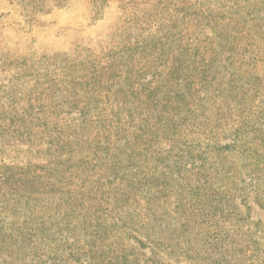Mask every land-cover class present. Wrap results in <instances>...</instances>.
I'll use <instances>...</instances> for the list:
<instances>
[{"label":"trees","instance_id":"1","mask_svg":"<svg viewBox=\"0 0 264 264\" xmlns=\"http://www.w3.org/2000/svg\"><path fill=\"white\" fill-rule=\"evenodd\" d=\"M68 1L17 0L28 22ZM84 1L94 18L120 6L100 43L0 51V147L15 160L0 162V264H193L180 235L245 222L251 194L264 211V127L239 82L246 25L230 5Z\"/></svg>","mask_w":264,"mask_h":264},{"label":"rangeland","instance_id":"2","mask_svg":"<svg viewBox=\"0 0 264 264\" xmlns=\"http://www.w3.org/2000/svg\"><path fill=\"white\" fill-rule=\"evenodd\" d=\"M199 8L204 10L213 9L219 11L224 5H230L232 11L229 15L242 21L240 26H245L244 37L241 40L243 49V74L241 76L243 94L246 95V111L252 112L257 119L254 121L255 127H264V35H260L252 28L253 21H259L264 25V0H239L240 6L233 5L235 0H190ZM198 8V9H199ZM218 9V10H217ZM227 11L226 9H223ZM210 11V10H209ZM121 15V9L117 2H109L101 10L96 18L93 17L92 10L84 0H69L62 7L48 4V10L37 14L35 20L26 21L17 0H0V51H10L12 54L29 55L33 60L40 54L51 55L57 51H65L75 44L95 45L100 43L112 31L115 23ZM237 25V23L234 22ZM206 27V26H205ZM205 29L208 30L206 27ZM250 31H249V30ZM248 31V32H247ZM251 33V36L247 35ZM31 53V54H30ZM257 55L259 63L252 60ZM6 75V76H5ZM7 74H0V80L7 77ZM233 111V110H232ZM72 114L69 118L77 117ZM229 139L223 140L225 144ZM14 153L2 151L0 147V162L15 161ZM246 184L249 183L248 179ZM253 194L246 199L248 209L239 203L242 215H247L248 219L242 223L236 219L219 223L218 227H213L211 232H217V237L205 241L203 235H195V239L189 244L180 235L179 248L184 255L196 257L193 264H199L200 257H208V261L215 260L221 264H256L255 257L263 256L264 252V211L256 204ZM245 198V196H241ZM241 200V199H239ZM9 221V218L6 219ZM171 229H165L164 235L169 236ZM168 241V240H166ZM243 243L244 246H240ZM247 244V246H245ZM184 257V256H183ZM183 257L172 259V264H190ZM221 258H224L221 261ZM46 264H59L45 259ZM260 262V261H259Z\"/></svg>","mask_w":264,"mask_h":264}]
</instances>
